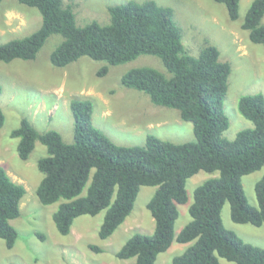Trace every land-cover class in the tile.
I'll return each instance as SVG.
<instances>
[{"label":"trees","instance_id":"trees-1","mask_svg":"<svg viewBox=\"0 0 264 264\" xmlns=\"http://www.w3.org/2000/svg\"><path fill=\"white\" fill-rule=\"evenodd\" d=\"M16 1L36 8L42 22L29 35L0 44L1 62L34 59L51 34L62 36L49 55L55 67L66 66L81 56L108 65L127 62L140 54L157 56L169 76L151 66L132 67L121 75L120 83L142 91L155 105L176 109L181 119L192 123L195 136V141L174 143L148 134L143 145L116 144L92 124L89 98L70 101L74 117L71 143L64 142L56 130L38 131L22 117L10 136L18 138L16 150L23 160L36 141L46 147L47 154L36 161L43 176L35 192L45 205L61 199L51 214L58 233L68 234L77 216H93L104 210L97 234L107 238L130 214L140 186L150 185L156 189L146 207L154 219V229L150 234L130 235L115 252L116 257L134 258L133 264H154L158 254L175 240L189 245L169 264H220L219 257L234 264H264V248L245 241L221 218L222 207L228 202L232 221L256 226L264 223V173L254 185L257 206L248 201L241 181L243 175L264 165V96L256 93L239 97L238 110L253 126L227 139L222 132L229 120L222 103L230 63L219 59V50L213 44L204 45L197 56L189 54L171 7L155 0H128L107 6L108 23L92 20L78 26L71 6L62 0ZM215 1L225 5L231 20L238 17L239 0ZM263 15L264 0H252L241 28L248 31L252 42L264 46ZM107 71L104 65L97 74ZM4 120L0 107V127ZM199 170L217 171L218 175L196 186L188 207L190 220L175 234L178 204L188 200L186 181ZM24 193V186L0 166V237L7 248L14 246L19 235L10 220L20 215Z\"/></svg>","mask_w":264,"mask_h":264},{"label":"rangeland","instance_id":"rangeland-1","mask_svg":"<svg viewBox=\"0 0 264 264\" xmlns=\"http://www.w3.org/2000/svg\"><path fill=\"white\" fill-rule=\"evenodd\" d=\"M126 1L62 0L64 5L71 6L78 26L92 20L108 23L107 6ZM251 1L239 0L238 17L231 20L225 5L215 0H155L159 5L173 9V20L180 27L181 40L189 54L197 56L204 45L213 44L219 50V59L230 63L228 88L222 103L229 120L228 127L222 132L227 139H233L239 130L253 126L238 110L239 97L256 93L264 96V46L252 42L248 31L241 28ZM41 22V14L36 8L16 0H1L0 44L29 35ZM261 22L264 23V15ZM61 40L59 34L49 35L34 59L0 61V107L5 115L0 127V166L13 181L25 188L19 204L20 215L10 220L19 235L12 248H7L0 237V264H133L134 258L120 259L115 252L133 233H152L154 219L146 202L156 186H140L130 214L107 238L101 239L97 234L104 210L93 216H77L70 232L62 235L51 219L61 199L45 205L35 192L43 176L36 161L47 154L46 147L36 141L28 158L23 160L16 150L18 138L11 137L10 132L25 117L38 131L56 130L64 142H73L74 117L70 108L73 98L92 101V124L119 145H143L148 134L174 143L195 141L192 123L181 119L176 109L155 105L142 91L120 83L121 75L132 67L151 66L169 76L159 57L140 54L127 62L108 65L103 60L81 56L66 66L55 67L50 63L49 55ZM104 65L108 66V71L99 76L98 70ZM263 173L264 165L241 179L246 197L254 206H257L254 185ZM217 175V171L199 170L188 177V200L178 204L175 234L190 220L188 207L196 186ZM84 192L85 188L82 194ZM221 218L227 228L245 241L264 248V223L256 226L232 221L228 202L222 207ZM37 232L45 237L41 238ZM90 245L101 250L97 252ZM188 245L174 240L167 250L158 254L154 264H169L172 257ZM219 262L234 264L222 257Z\"/></svg>","mask_w":264,"mask_h":264}]
</instances>
